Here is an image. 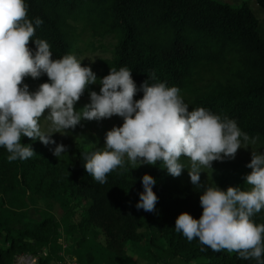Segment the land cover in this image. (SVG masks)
<instances>
[{
    "label": "trees",
    "instance_id": "1",
    "mask_svg": "<svg viewBox=\"0 0 264 264\" xmlns=\"http://www.w3.org/2000/svg\"><path fill=\"white\" fill-rule=\"evenodd\" d=\"M255 1L264 11V0ZM25 2L28 17L33 22L37 17L43 21L29 42L33 52L36 38L50 44L56 59L65 54L79 58L87 48H102L110 56L103 60L98 78L108 75L111 68L127 67L138 88L145 81L177 86L190 111L204 107L234 119L250 138H257L249 146L264 153V37L248 2L238 7L222 0ZM47 81L46 74L24 79V83L38 86ZM101 87L97 82L86 89L99 92ZM142 97L141 89L135 99ZM21 142L35 149L27 160L9 162V153L0 146V264H12L18 254H39L45 249L49 253L39 264H51L52 253L58 246L63 249L59 222L54 217L27 220L23 195L34 203L64 210L66 230L82 245H90L91 239L102 235L107 256L114 261L127 257L128 243H138L149 235L154 246L158 237L167 243V260L157 259L163 264H172L170 259L185 264H256L235 252L213 251L198 239L190 242L175 230L182 212L197 219L202 215L200 196L209 184L200 182L198 187L182 175L173 177L158 162L147 170H131L126 164L127 171L109 173L107 183L101 185L86 172L82 159V153L94 152L96 147L77 149L63 160L46 151L38 139L25 136ZM218 169L214 183L222 189L240 186L247 190L250 186L245 183L247 173L231 169L228 162H220ZM146 173L156 180L154 212L136 208ZM80 208V219L71 222L74 210ZM253 219L264 223V209Z\"/></svg>",
    "mask_w": 264,
    "mask_h": 264
},
{
    "label": "clouds",
    "instance_id": "2",
    "mask_svg": "<svg viewBox=\"0 0 264 264\" xmlns=\"http://www.w3.org/2000/svg\"><path fill=\"white\" fill-rule=\"evenodd\" d=\"M42 23L39 17L34 22L28 17L25 0H0V146L9 153V162L35 154L31 144L21 142L25 136L45 146L55 145L53 155L59 158L67 153V146L57 144L54 133L66 135L82 120L119 116L123 124L107 131L104 146L82 153L84 168L96 182L107 183L108 174L117 169L123 174L126 164L132 170L159 162L173 177L187 168L192 184L200 187L201 172L212 168L213 161L234 159L241 147L256 143L257 138H250L234 119L204 107L190 111L177 86L145 81L138 88L127 67L111 68L98 78L75 54L53 58L50 44L39 38L33 52L29 42ZM43 74L48 81L30 91L25 77L38 79ZM97 82L102 85L100 91H91L90 102L77 110L75 105L86 88ZM141 89L143 97L135 99ZM42 119L48 121L46 130ZM251 156L246 167L252 171L245 177L249 189L229 186L224 190L210 183L200 196L202 215L197 219L182 212L175 230L213 251L235 252L244 260L264 264V223L253 219L264 209V153L252 150ZM155 183L151 174H144L138 210L155 211Z\"/></svg>",
    "mask_w": 264,
    "mask_h": 264
},
{
    "label": "rangeland",
    "instance_id": "3",
    "mask_svg": "<svg viewBox=\"0 0 264 264\" xmlns=\"http://www.w3.org/2000/svg\"><path fill=\"white\" fill-rule=\"evenodd\" d=\"M229 3L234 7L240 6L243 2H248L252 7L253 11L260 20L259 32L262 37H264V11L260 6L257 5L255 0H222ZM110 53L102 48H87L83 55H80L78 59L83 60L82 64L85 66L90 65L93 71L98 74L103 70V60L108 58ZM38 85H29L30 91H35L38 89ZM91 89H86L81 99L76 103L75 107L77 110L82 108L85 104L90 102ZM47 113H45L46 115ZM123 118L119 116H113L111 118H106L103 120H82L75 129L69 130L68 134L61 135L60 133H54L53 138L56 140L57 144L63 143L67 146V153L61 154L59 158L67 160L72 156V154L81 149L82 151L88 150L90 147H96L100 149L105 144V136L108 130L114 126H122ZM41 125L43 129H47L48 121L42 119ZM43 144V143H42ZM44 145V144H43ZM45 146V145H44ZM55 145L45 146L46 151L53 155L52 149ZM252 150L257 152H262L249 146L247 149L241 147L234 159H225L224 161H213L212 168L206 169V171L201 172L200 182L202 184L214 183L218 175L219 163H226L230 165L231 169H241L244 173H250L252 170L246 165L251 161ZM263 153V152H262ZM55 156V155H54ZM56 157V156H55ZM58 158V157H57ZM182 162L187 166L190 161L187 158L182 157ZM152 165L144 164L140 168L147 170ZM182 177L184 179H190L189 171L185 168L182 172ZM250 186L248 187V189ZM25 201V215L27 220H38L42 217H54L56 221L59 222V238L66 244L67 250L71 251L70 254L80 262V264H163L161 261H157L159 258L167 260L164 250L167 249V243L165 239L158 237L157 246L152 245L149 242V235L143 237V239L138 243H128L127 257L123 260L114 261L108 258L107 251L104 248V237L102 235H97L94 239H91L90 245H82L75 236L69 234L66 230V224L62 220L64 215V210H61L58 206L54 209L47 207L45 203L37 202L34 203L30 201L27 195H23ZM83 209L74 210L73 216L70 218L71 222H77L82 213ZM22 213V212H21ZM59 240V239H58ZM0 246H3L0 242ZM62 250L59 246L52 253V263L59 260L60 257L58 252ZM49 253L47 249V254ZM165 262V261H164ZM172 264H185L180 259H170ZM51 263V264H52Z\"/></svg>",
    "mask_w": 264,
    "mask_h": 264
},
{
    "label": "built area",
    "instance_id": "4",
    "mask_svg": "<svg viewBox=\"0 0 264 264\" xmlns=\"http://www.w3.org/2000/svg\"><path fill=\"white\" fill-rule=\"evenodd\" d=\"M59 241L63 247L62 251L60 252V259L52 264H80L74 255L66 252L68 246L63 244L61 239ZM45 256H47L46 249L39 254L21 253L15 256L12 264H39L40 259Z\"/></svg>",
    "mask_w": 264,
    "mask_h": 264
}]
</instances>
